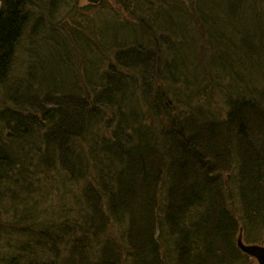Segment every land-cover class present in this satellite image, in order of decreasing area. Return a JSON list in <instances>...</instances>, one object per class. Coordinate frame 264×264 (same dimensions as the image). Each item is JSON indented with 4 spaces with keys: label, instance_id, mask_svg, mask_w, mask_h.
I'll use <instances>...</instances> for the list:
<instances>
[{
    "label": "trees",
    "instance_id": "1",
    "mask_svg": "<svg viewBox=\"0 0 264 264\" xmlns=\"http://www.w3.org/2000/svg\"><path fill=\"white\" fill-rule=\"evenodd\" d=\"M43 1L0 0V86ZM60 1L74 8L67 23L52 20ZM123 2L138 24L114 20L110 35L76 21L78 0H48L34 18L48 63L58 58V78L71 81L38 66L0 109V264H245L241 227L247 243L264 244V0ZM148 23L162 31L137 45ZM195 42L211 95L175 68ZM94 46L115 50L99 74L87 58ZM77 52L86 63L72 73ZM258 70L248 98L238 83L218 84L253 81ZM214 92L225 100L219 120ZM203 93L205 108L195 104Z\"/></svg>",
    "mask_w": 264,
    "mask_h": 264
},
{
    "label": "rangeland",
    "instance_id": "2",
    "mask_svg": "<svg viewBox=\"0 0 264 264\" xmlns=\"http://www.w3.org/2000/svg\"><path fill=\"white\" fill-rule=\"evenodd\" d=\"M53 2V1H51ZM101 2V4H100ZM102 0H98L96 3H90L89 0H78V8L80 9V12L77 11V16L75 17L76 21H81L82 19L86 18V24H87V29H91L93 28V26H95L97 29H100L103 32V35H110V32L112 33L111 28L114 26L115 21L117 24V27L120 28L122 27L123 29L125 28V26L128 24L134 25V24H138V20H137V14L136 16H134L132 13H134L133 8H131V6L127 5L125 2H123V0H106L102 3ZM59 3V4H58ZM48 0H44L43 4L40 8H38V10L40 11H36L35 15L31 18V22L30 24H28V27L25 29V34L23 36V38H21L18 42V46L14 55V58L12 59V70L10 72V76L9 79L5 81L4 85L0 86V109L1 111L4 110L3 105L4 104H9L10 103V99L15 91L17 90H22L23 87H26L31 76L33 78H35V76H38L40 69L44 72H46L49 75L55 74L56 75V82L60 83L61 81L70 83V79L71 77H69V73H67L68 71V66L66 67L67 70L65 71V73H67L65 76L64 74H62L63 77L58 78L57 74L58 72L61 70V66L63 65V62H61L58 58L53 59L52 63L49 64L47 59L50 58L47 55H45L46 52V47L44 46V42L42 40L41 37V32L38 33L37 29H33V26L35 24L34 18L37 17L36 15H43V14H47L48 10ZM55 4L57 5V7H55L56 5H54L53 9V23H62L63 22H68V20L70 21L71 18H68V16L70 17V9H74L72 6H69L67 3H61L60 2H55ZM100 4V5H99ZM158 4V3H157ZM154 5L152 7V11L151 13L147 10L146 13V17L147 15H151L152 12H156V10L159 9V4L158 5ZM41 12V13H40ZM84 14V15H83ZM82 15V16H81ZM85 15H87L86 17H84ZM138 15H143V13H138ZM153 16V15H152ZM148 17L153 18V17ZM41 17V16H40ZM84 17V18H82ZM145 17V18H146ZM175 18L176 21L180 18V15L177 13L175 14ZM50 19V17L48 18V20ZM93 20V21H92ZM115 20V21H114ZM162 19L160 18L159 20L152 21V24L156 25L159 23H162L161 21ZM71 23L68 24L67 27H70ZM148 27L147 30L141 31L137 36L139 37L137 39V45L140 43H144L146 44V42H148V44L150 45V42L148 41V39L150 38V36H154L157 37L160 35V29L155 28L154 26H150L148 23ZM86 27L84 28V30L82 31L81 35L82 37H84L86 40L90 41L89 39L91 38V35L89 34V31H87ZM131 27H129V30L131 31ZM130 31H128L127 33L129 34ZM109 32V33H108ZM120 34V32H118ZM123 33V32H122ZM124 35H120L121 39L123 41L125 40H132V39H128L131 38L130 35H126V33H123ZM191 34V33H190ZM179 34H175L172 39L176 42L179 41ZM191 36V35H190ZM155 39V41H156ZM121 40V41H122ZM63 45V44H62ZM194 49L191 48L188 49L187 51H182L183 54H185L183 56H181V63H185L186 67L181 68V63H177L175 65L176 70L179 71V73L182 71L183 74H188V78L190 79H201L202 82L199 83V86L197 84V82L199 81H194V83L196 84V88H201L205 85H207V91L209 93V95H211V92L213 91L211 88V83L209 81V79H202V77H205V70L204 67H202V63L200 62V58H199V51H198V43L195 42L193 44ZM69 47H73L76 48L77 44H69ZM101 47V46H100ZM104 49V48H102ZM109 51H104L105 56H102V52H100L99 50L96 49V47H93L94 53H87V58L89 59V57L91 58L90 60H92L91 62L95 63V67H97L96 72L99 74L101 71H103L105 69V67H107L109 65V60L108 58L110 57L111 59L113 58L112 52H114L115 50L113 49V46H109L108 47ZM96 50V51H95ZM180 53V52H178ZM208 50L206 49L204 51V59H207ZM176 54V53H174ZM177 55V54H176ZM166 58L171 59L174 58L173 53H169V55H166ZM86 55L85 52L83 54H81L80 52H77L75 57H73L72 59V69L73 68H77L78 67L81 68L80 64H85L86 61ZM203 59V57H201V60ZM38 66H41L38 67ZM65 66V65H64ZM194 67L196 68L195 71H192L194 69ZM64 70V68H63ZM75 71V69L72 70V73ZM63 72V71H62ZM78 72V71H76ZM257 72V71H256ZM79 73V72H78ZM96 73V74H97ZM258 73V74H257ZM256 73V76L253 77V81H248V80H242V82H238L237 80L233 81L231 80L229 77H227L226 79L222 80L221 82L218 81V84L222 83L223 85H227L228 83H233L234 85L236 83H238L237 87L238 90H240L242 92V97H247L249 95V93H251V91L254 90V88H256L255 90H257L258 88H260L261 86V82L262 80V75L260 74V70H258V72ZM38 74V75H37ZM93 75V74H91ZM185 76V75H184ZM182 76L180 79H183ZM69 80H68V79ZM73 79V78H72ZM204 80V81H203ZM261 81V82H260ZM257 82V83H256ZM32 84L36 87V81L33 80ZM214 84V88H215ZM185 85L182 83L180 85L179 88H176L177 92L176 95L175 92L172 94L175 97L176 103L175 105L178 106L179 109H184L186 106V102L184 100V94L181 92L182 90H185ZM258 91V90H257ZM260 91V90H259ZM173 98V97H172ZM210 99V103H208V99L206 98V96L204 95V93L197 98L195 104H198L199 107H204L206 103H208V106L210 108L211 106V110L213 112V115L215 117L216 120L222 119L224 118L225 112L226 110L225 108V100L221 97V95L216 94V92H214V96L212 97H208ZM248 98V97H247ZM185 101V102H184ZM227 106V105H226ZM206 107V106H205ZM204 107V108H205ZM203 108V109H204ZM203 121L206 122H211L209 120V117L207 115H204L202 117ZM31 148V146H27L26 148ZM26 151H30V150H26ZM230 177V175H229ZM228 177V178H229ZM233 181L229 180V184L234 186V184H232ZM227 184H228V180H227ZM229 184L227 185V187L229 188ZM226 187V184H225ZM250 261L245 260V264H249ZM252 264H256V262H253Z\"/></svg>",
    "mask_w": 264,
    "mask_h": 264
},
{
    "label": "water",
    "instance_id": "3",
    "mask_svg": "<svg viewBox=\"0 0 264 264\" xmlns=\"http://www.w3.org/2000/svg\"><path fill=\"white\" fill-rule=\"evenodd\" d=\"M98 0H90V2H97ZM237 247L241 249L248 256L255 258L258 264H264V246L258 244H246L243 241L242 229L240 230L239 235L237 236Z\"/></svg>",
    "mask_w": 264,
    "mask_h": 264
}]
</instances>
